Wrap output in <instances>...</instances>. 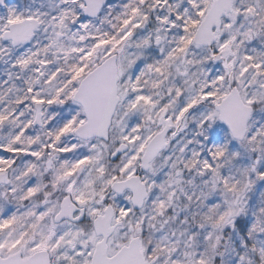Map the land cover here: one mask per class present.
<instances>
[{"label": "snow or ice", "instance_id": "1", "mask_svg": "<svg viewBox=\"0 0 264 264\" xmlns=\"http://www.w3.org/2000/svg\"><path fill=\"white\" fill-rule=\"evenodd\" d=\"M0 264H264V0H0Z\"/></svg>", "mask_w": 264, "mask_h": 264}]
</instances>
